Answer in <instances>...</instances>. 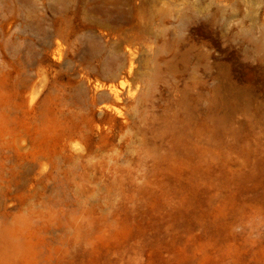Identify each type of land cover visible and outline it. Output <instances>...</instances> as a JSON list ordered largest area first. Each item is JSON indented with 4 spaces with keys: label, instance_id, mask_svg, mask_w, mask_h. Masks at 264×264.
I'll return each mask as SVG.
<instances>
[{
    "label": "rangeland",
    "instance_id": "1",
    "mask_svg": "<svg viewBox=\"0 0 264 264\" xmlns=\"http://www.w3.org/2000/svg\"><path fill=\"white\" fill-rule=\"evenodd\" d=\"M0 264H264V0H0Z\"/></svg>",
    "mask_w": 264,
    "mask_h": 264
},
{
    "label": "bare ground",
    "instance_id": "2",
    "mask_svg": "<svg viewBox=\"0 0 264 264\" xmlns=\"http://www.w3.org/2000/svg\"><path fill=\"white\" fill-rule=\"evenodd\" d=\"M250 16V15H249ZM248 16V17H249ZM252 34V33H251ZM254 36V35H253ZM243 76V75H242ZM115 89V88H114ZM111 87L107 88V91H105V94L109 95V94H113L116 98L119 97V94L117 93L118 91H116V89L114 90Z\"/></svg>",
    "mask_w": 264,
    "mask_h": 264
},
{
    "label": "water",
    "instance_id": "3",
    "mask_svg": "<svg viewBox=\"0 0 264 264\" xmlns=\"http://www.w3.org/2000/svg\"><path fill=\"white\" fill-rule=\"evenodd\" d=\"M103 95H106L105 92H102Z\"/></svg>",
    "mask_w": 264,
    "mask_h": 264
}]
</instances>
